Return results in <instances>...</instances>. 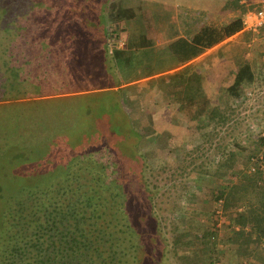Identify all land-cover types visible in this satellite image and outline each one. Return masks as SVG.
Segmentation results:
<instances>
[{"label":"trees","instance_id":"obj_1","mask_svg":"<svg viewBox=\"0 0 264 264\" xmlns=\"http://www.w3.org/2000/svg\"><path fill=\"white\" fill-rule=\"evenodd\" d=\"M44 8L37 0H0V264H142L149 233L136 225L129 206L142 183L136 175L124 176L128 160L119 159L115 144L80 149L67 164L42 175L25 171L43 165L55 139L73 142L70 136L78 132L71 124L93 115L94 107L101 111L93 117L105 129L110 125L112 137L118 127L111 122L115 113L124 114L120 94L104 87L107 71L91 66L90 59L75 69L72 38L48 34L50 12ZM244 30L242 18L209 24L190 42L180 40L172 48L185 64ZM172 77L180 84L183 109L198 108L205 124H227L228 109L211 107L197 73ZM254 81L255 72L246 63L226 93L240 98ZM44 145H50L45 153ZM21 170L24 177L17 176ZM243 185L262 189V202L261 208L248 205L249 213L238 224H251L264 235V188ZM225 197L220 192L217 199ZM152 198L147 191L146 199Z\"/></svg>","mask_w":264,"mask_h":264},{"label":"rangeland","instance_id":"obj_2","mask_svg":"<svg viewBox=\"0 0 264 264\" xmlns=\"http://www.w3.org/2000/svg\"><path fill=\"white\" fill-rule=\"evenodd\" d=\"M241 1L235 3L237 18L264 6L262 0H246L242 4ZM37 2L46 7L45 12H50V36L69 35L81 47L93 33L101 35L104 28L108 52L111 47L122 46L117 35L119 28L110 17H106L104 26H99L104 0ZM93 54L94 51L89 52ZM246 63L255 72V81L244 88L240 98H231L226 89ZM203 72L202 93L211 107L228 109L226 125L205 124L203 117L199 118L198 108L183 109L180 85L161 79L156 91L142 101L151 108L153 116L132 115L133 92L127 89L120 96H124L125 110L130 116L125 124L124 114L115 113L111 122L119 128L111 126L116 136H111L110 125L105 129L93 117L101 111L94 107L93 115L71 124L76 125L74 131L78 132H71L73 142L55 139L41 161L43 165H30L25 171H31L26 173L42 175L67 164L80 149L115 144L119 159L128 160L123 164L124 176L136 175L142 183L141 191L134 190L129 202L136 225L149 233L142 264H264V235L251 224H238L249 213L248 205L261 208L262 200V189H248L243 183L264 188V29L244 30L226 40L204 59ZM108 104L111 108V102ZM44 147L41 149L45 153L48 147ZM229 163L233 164L230 169L222 168ZM37 167L40 174L35 171ZM25 171L17 172V176L24 177ZM147 191L153 193L152 201L146 199ZM220 192L226 197L218 200Z\"/></svg>","mask_w":264,"mask_h":264},{"label":"crops","instance_id":"obj_3","mask_svg":"<svg viewBox=\"0 0 264 264\" xmlns=\"http://www.w3.org/2000/svg\"><path fill=\"white\" fill-rule=\"evenodd\" d=\"M236 1L104 0V5L100 9V22H103L99 23V26H104L107 22L106 17H110L119 28L117 35L123 44L116 48L112 56L108 52L102 28L101 35L93 33L92 38L84 46L76 45L74 50L70 47L69 51L72 54L82 58L80 61L76 59L74 68H84L82 61L90 59L91 66H98L101 70L107 71L106 79L103 81L107 91H114L120 95L127 89L133 92L131 100L135 103L136 111L134 110L132 114L134 117L153 116L151 108L142 101H146V96L156 91L157 83L161 79H166L171 85L178 84L179 82L172 80L174 74L197 73L201 85H204L203 61L223 43L185 64L180 63L172 45L180 40L190 42L199 30L211 22L228 24L235 20L238 17V11L235 10ZM244 1L246 0L240 3ZM261 2L263 4L264 0ZM90 51H94V54L89 55ZM98 75L101 76L100 72ZM150 98L151 96L147 100ZM120 100L124 115L129 117L130 114L125 110L124 96H120Z\"/></svg>","mask_w":264,"mask_h":264},{"label":"built area","instance_id":"obj_4","mask_svg":"<svg viewBox=\"0 0 264 264\" xmlns=\"http://www.w3.org/2000/svg\"><path fill=\"white\" fill-rule=\"evenodd\" d=\"M242 21L245 30L256 32L260 29H264V6L255 10L247 11L243 16ZM117 47L118 46L111 47L112 49L109 51L111 55L114 54L113 52Z\"/></svg>","mask_w":264,"mask_h":264}]
</instances>
